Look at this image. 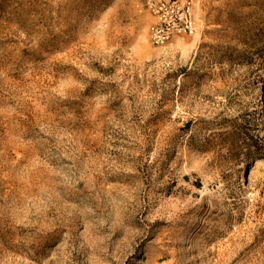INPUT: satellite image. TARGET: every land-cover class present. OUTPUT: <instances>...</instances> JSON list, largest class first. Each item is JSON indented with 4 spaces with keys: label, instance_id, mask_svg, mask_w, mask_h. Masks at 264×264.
I'll return each mask as SVG.
<instances>
[{
    "label": "rangeland",
    "instance_id": "obj_1",
    "mask_svg": "<svg viewBox=\"0 0 264 264\" xmlns=\"http://www.w3.org/2000/svg\"><path fill=\"white\" fill-rule=\"evenodd\" d=\"M0 0V264H264V0Z\"/></svg>",
    "mask_w": 264,
    "mask_h": 264
},
{
    "label": "built area",
    "instance_id": "obj_2",
    "mask_svg": "<svg viewBox=\"0 0 264 264\" xmlns=\"http://www.w3.org/2000/svg\"><path fill=\"white\" fill-rule=\"evenodd\" d=\"M195 10L196 0H150L151 42L162 46L178 36H194L198 29Z\"/></svg>",
    "mask_w": 264,
    "mask_h": 264
}]
</instances>
